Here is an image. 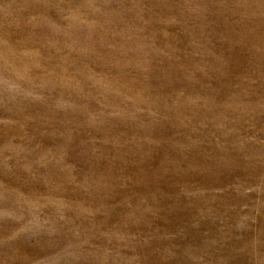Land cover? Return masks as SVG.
Instances as JSON below:
<instances>
[{
  "label": "rangeland",
  "instance_id": "obj_1",
  "mask_svg": "<svg viewBox=\"0 0 264 264\" xmlns=\"http://www.w3.org/2000/svg\"><path fill=\"white\" fill-rule=\"evenodd\" d=\"M0 264H264V0H0Z\"/></svg>",
  "mask_w": 264,
  "mask_h": 264
}]
</instances>
